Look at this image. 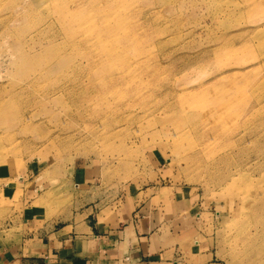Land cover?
<instances>
[{"label": "rangeland", "instance_id": "374dc122", "mask_svg": "<svg viewBox=\"0 0 264 264\" xmlns=\"http://www.w3.org/2000/svg\"><path fill=\"white\" fill-rule=\"evenodd\" d=\"M147 188L264 264V0H0V239Z\"/></svg>", "mask_w": 264, "mask_h": 264}, {"label": "crops", "instance_id": "0c3cea01", "mask_svg": "<svg viewBox=\"0 0 264 264\" xmlns=\"http://www.w3.org/2000/svg\"><path fill=\"white\" fill-rule=\"evenodd\" d=\"M156 191L136 190L120 205L96 199L62 219L0 239V264H225L194 223H174ZM187 222V221H186Z\"/></svg>", "mask_w": 264, "mask_h": 264}]
</instances>
